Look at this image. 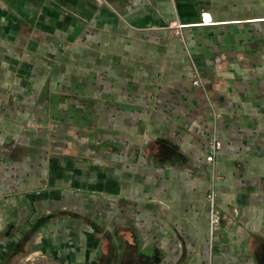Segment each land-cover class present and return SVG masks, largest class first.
Instances as JSON below:
<instances>
[{
    "label": "crops",
    "instance_id": "1",
    "mask_svg": "<svg viewBox=\"0 0 264 264\" xmlns=\"http://www.w3.org/2000/svg\"><path fill=\"white\" fill-rule=\"evenodd\" d=\"M0 264H264V0H0Z\"/></svg>",
    "mask_w": 264,
    "mask_h": 264
},
{
    "label": "built area",
    "instance_id": "2",
    "mask_svg": "<svg viewBox=\"0 0 264 264\" xmlns=\"http://www.w3.org/2000/svg\"><path fill=\"white\" fill-rule=\"evenodd\" d=\"M211 17L207 13H201V23H210ZM176 27L180 28L182 25L177 24ZM193 84L203 86V81L197 69H194ZM221 147V142L216 132V125L213 124L211 133L208 136L207 151L205 155V163L209 173L210 181L206 193V201L208 204V232L210 241L213 238L215 230L220 224L219 209L216 204V191H215V163L218 151Z\"/></svg>",
    "mask_w": 264,
    "mask_h": 264
}]
</instances>
